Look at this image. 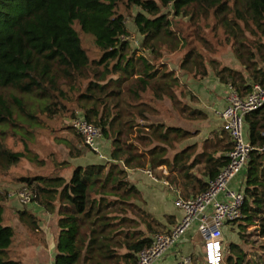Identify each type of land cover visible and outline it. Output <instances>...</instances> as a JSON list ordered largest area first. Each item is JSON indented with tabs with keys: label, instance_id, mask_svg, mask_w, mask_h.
Masks as SVG:
<instances>
[{
	"label": "trees",
	"instance_id": "obj_1",
	"mask_svg": "<svg viewBox=\"0 0 264 264\" xmlns=\"http://www.w3.org/2000/svg\"><path fill=\"white\" fill-rule=\"evenodd\" d=\"M223 11L238 34L235 52L243 71L223 67L215 78L244 98L254 86L264 90V0H0V264H21L16 232L6 224L2 182L7 178L32 190L45 212L57 208L54 264H136L151 238L167 232L140 206L142 195L128 183L126 169L150 171L183 201L206 190L205 178H215L228 165L232 141L222 128L201 153L195 146L177 149L197 133L161 117L191 123L206 117L188 104L194 98L164 61L159 44L167 43L165 52L175 47L172 51L183 52L179 69L184 68L201 56L196 43L208 42L206 33L223 34L214 31L215 16ZM181 15L198 20L173 22ZM126 20L140 37L138 46L128 39ZM87 38L91 47L84 44ZM78 114L110 145L107 161L78 165L68 179L58 175L60 165L47 174L9 177L26 158L48 169L49 161L30 148L35 131L46 120ZM244 129L251 151L240 173L242 218L231 225L242 231L255 226L264 256V104L245 115ZM201 161L202 176L193 177L190 170ZM159 167L171 173L160 175ZM27 227L36 235L34 218ZM239 235L242 244L227 245L224 264H249L242 245L252 242Z\"/></svg>",
	"mask_w": 264,
	"mask_h": 264
},
{
	"label": "built area",
	"instance_id": "obj_2",
	"mask_svg": "<svg viewBox=\"0 0 264 264\" xmlns=\"http://www.w3.org/2000/svg\"><path fill=\"white\" fill-rule=\"evenodd\" d=\"M227 103V107L220 113V118L222 127L228 132L233 145L228 153V165L208 181L204 192L186 201L176 200V206L182 212L181 219L169 231L154 235L150 246L139 252L136 264L161 262L165 253L175 247L191 227H195L203 240L205 264L223 263V231L228 225L242 218V185L238 189H231L229 185L245 169L251 151L244 135V117L264 104V90L254 86L251 93L244 98H240L231 90ZM70 124L71 129L81 137L83 145L103 158L99 146L102 141L100 130L87 123L80 114L73 118ZM142 172L152 181L158 182L150 171ZM162 184L167 186L165 181H162ZM8 197H16L21 205L28 206L35 203L36 195L20 184L9 192ZM190 263L189 257H181L173 264Z\"/></svg>",
	"mask_w": 264,
	"mask_h": 264
},
{
	"label": "rangeland",
	"instance_id": "obj_3",
	"mask_svg": "<svg viewBox=\"0 0 264 264\" xmlns=\"http://www.w3.org/2000/svg\"><path fill=\"white\" fill-rule=\"evenodd\" d=\"M218 19V28L214 31H223V34L219 32H212V33H206L208 42L205 43V41L197 42L196 46L199 48L201 56L200 57H193L191 60L187 61L186 67L187 71H193L197 70L199 73L197 76H200L201 74L205 73L203 69L208 70V73L215 71L216 69H221L223 67H229L235 70H242L243 68L240 66L237 58H236V47H237V40H238V34L234 32V28L230 25V23L227 21V18L225 16V12H221L216 14L215 16ZM173 22H188L192 23L198 20L195 16H179L172 18ZM173 25V24H172ZM126 27L129 32L128 39L131 41L132 45H137L140 41V37L137 35L132 23L130 20H126ZM224 30H223V29ZM84 44L88 47H91L90 40L84 39ZM167 43L163 44V46H166ZM174 41L171 45V48H173ZM159 46H161L163 53L165 54V60L169 63V68H173L174 66L178 65L180 62V59L183 57V52H175L171 50H168L165 52L162 44L160 43ZM196 55V54H194ZM197 63V64H196ZM182 72H179L178 75L182 76ZM206 77H208V74L206 73ZM204 78V79H205ZM201 81L203 79H196V81ZM226 101L228 102L229 96L231 94V90L229 88H226ZM189 98V97H188ZM185 101V100H184ZM193 103V101H192ZM162 120L165 122L167 119L161 117ZM72 120V119H71ZM71 120H53V121H47L44 123L42 129H38L35 131V138L33 141L29 144L30 148L32 149L33 153H36L39 155V158H42L41 156L45 157L48 162V169L47 168H39V166H36L26 160L21 163L20 166L14 168L12 171L14 177L22 176H32L37 174H47L53 169V166L60 165V171L58 173L59 176L67 177V175H71L72 169L78 165L80 166H87L91 164L93 159L97 156L95 153L90 152L84 145L80 137L70 129V122ZM170 124L178 125V126H185L189 131L194 132L193 130L196 129V126H194V123H191L190 121H183L181 119H175L169 122ZM244 135L246 136V129H244ZM11 140H7V143L11 145ZM105 144L104 141H102ZM18 147V145H15ZM180 144L177 146L179 147ZM49 153H52V155L47 158V155ZM104 161V160H100ZM46 165V163H45ZM42 169V170H41ZM41 170V171H40ZM143 173V172H142ZM144 174V173H143ZM164 175V174H163ZM144 176L148 177L146 174ZM241 176V174L239 175ZM12 179V175L9 176ZM152 177L160 181L162 179L156 178L152 175ZM152 180V179H151ZM164 181V180H162ZM161 181V182H162ZM154 183V182H153ZM168 184V183H167ZM20 184H16L12 182L9 178H7L4 182H2V187L5 188V207L7 208L5 211L6 213V219L8 222H11V215H7L8 210L12 208L13 206H17L18 208L23 207L16 197L9 198L8 194L10 191L14 190L15 187ZM163 186V184H162ZM165 187V185H164ZM169 188L168 186H166ZM165 187V188H166ZM170 189V188H169ZM175 191L174 189H172ZM171 191L168 190V192ZM164 192V189H163ZM172 192V191H171ZM176 192V191H175ZM175 194H168L169 202L172 206V210L177 212V208L175 206ZM172 211V212H173ZM60 217L57 220V223L59 221ZM170 224L167 223V227ZM165 227V229H167ZM253 225H249L246 227L245 231H242L240 228L237 227V225H228L225 230L223 231V258L225 257V254L227 253V245L229 243H236V244H242V240L240 239L239 231L243 232V234L247 235L246 239L249 242H252V245H242V248L244 251L248 253L246 262L249 264H264V256L261 254L258 246L260 242L262 241L260 238H257L256 232L254 231ZM142 228V227H141ZM198 235V234H197ZM201 236L198 235L193 241V245L191 247L192 252L190 253L191 257V263L190 264H205L203 260V251H204V244ZM254 242V245H253ZM25 245V241L18 237V232H16L15 239H14V247L16 251H20L21 248H23ZM28 247L23 248L22 252L27 251ZM34 261L35 262H41L42 257L39 256L37 253H34ZM224 264V261L223 263Z\"/></svg>",
	"mask_w": 264,
	"mask_h": 264
},
{
	"label": "crops",
	"instance_id": "obj_4",
	"mask_svg": "<svg viewBox=\"0 0 264 264\" xmlns=\"http://www.w3.org/2000/svg\"><path fill=\"white\" fill-rule=\"evenodd\" d=\"M191 60V59H189ZM186 67V66H185ZM179 69L178 65L174 66L173 70H177V72H182L181 82L190 91L191 95L193 96V103L188 104L191 108L201 111L205 115V119L197 122H193L196 129H194V133L197 135L193 136V138H188L180 143V146L177 147L179 151L187 150V148L195 146L196 152L201 153L202 148L205 145V142H208L211 139L213 133H217L222 129V122L220 118L221 111L227 105L226 101V87L220 84L217 79L215 78V71L208 73V70H205L208 74L207 78H203L201 81H196V79H201L199 76H196V72L199 73L197 70H186V68ZM177 73V74H178ZM195 74V76H193ZM189 96H186V100H188ZM170 122V121H169ZM167 122L168 124H170ZM181 127V126H179ZM181 128L186 127L183 126ZM101 154L103 158L96 156L91 164L89 165H97L102 164L108 160V153H109V144H105L101 141ZM174 153L169 154V159H172ZM104 160V161H100ZM14 170V169H13ZM12 170V171H13ZM10 171L9 174L12 173ZM126 178L128 183L135 186L138 191L141 193L144 204L140 206L143 207L149 214H151L156 220L162 223L165 227H167V223L170 225L167 227L166 231H169L175 224L179 222L182 217V212L177 208L176 201L175 206L177 208V212L172 210V206L168 199V194H175V199H179L177 195V191H171L169 188L162 186V180L158 182L152 181L149 177L144 176L142 171L134 170V169H126ZM203 172V161L200 162L195 168L190 170V174L194 177L202 176ZM59 173V172H58ZM158 174L160 175H167L171 173L169 169L167 170L166 167H159ZM175 174V173H174ZM170 175V174H169ZM166 176V177H167ZM64 177V176H62ZM70 174L65 179H68ZM179 178V177H178ZM177 178V179H178ZM240 178L241 176H237L236 179L232 181L229 185L231 189H238L240 187ZM179 178L178 180H180ZM17 180V177H15ZM208 182L209 180L205 178ZM154 182V183H153ZM239 184V185H238ZM18 186V185H17ZM164 189V192H163ZM57 210V208H56ZM56 210L53 213H47L44 209L39 206L36 202L18 208L17 206H13L8 210L7 215H11V222H6L7 225L14 228L15 232H18V237L25 241V245L23 248L28 247L27 251L22 252L23 248L20 251H16L17 260L21 264H53L54 263V256L56 253L55 244L56 239L59 236V229L57 220L59 216L56 214ZM173 211V212H172ZM30 218H34L36 222L37 230H35V234L30 233L27 227V222L29 223ZM198 233L196 232L195 227H191L185 235L181 237L175 247L168 250L162 261L157 264H173L175 261L179 260L181 257H190V253L192 252L191 247L194 243V239L198 237ZM200 236V235H199ZM201 238V237H200ZM34 253H37L39 256L42 257L41 262L34 261ZM204 257V251H203ZM204 260V258H203Z\"/></svg>",
	"mask_w": 264,
	"mask_h": 264
}]
</instances>
